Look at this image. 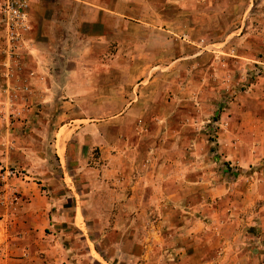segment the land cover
<instances>
[{"label": "rangeland", "instance_id": "1", "mask_svg": "<svg viewBox=\"0 0 264 264\" xmlns=\"http://www.w3.org/2000/svg\"><path fill=\"white\" fill-rule=\"evenodd\" d=\"M179 2L34 0L26 32L16 40L0 32V153L9 157L17 148H23L15 162H0V264H18L8 261V257L5 260V255L9 256V247L17 245L19 233L14 221L22 197L13 181L23 176L37 185L51 205L46 232L61 237L64 247L60 243L59 247L66 254L62 264H103L88 249L91 245L95 251L98 249L99 242L92 239L99 233H110L115 211L108 205L107 185L100 183L96 170L98 148L92 142L84 144L93 135L78 133L100 122L101 129L93 133H101L107 143L117 135L122 142L127 137L130 145L134 144L137 136L133 137L132 130H123V126H114L111 121L130 100L125 93L137 90L139 85L148 96L164 93L166 102L173 101L179 89L194 95L187 102L202 123L192 133L207 140L212 151L219 138L226 152L234 149L238 138L233 124L238 120L237 110H252L254 101L264 96V0H223L220 28L197 31L191 27V36L178 34L177 22L166 27L157 18L159 15L175 21L176 12L181 10ZM220 2L188 0L184 11L193 12L188 17L190 26L198 10L213 17L211 14ZM150 32L166 36H150ZM185 54L193 55L197 61L177 63ZM181 74L190 78L179 81ZM137 75H142L139 85L135 81ZM256 105L259 109L261 104ZM72 131L75 133L68 141L66 156L80 159H65L63 163L56 155L59 153L61 159L59 147L63 148ZM146 137L138 140L143 147L148 144ZM119 146L124 152V143ZM222 166L228 172L226 182L235 183L234 192L221 195L215 202L227 203L224 216L232 212L234 217H229L230 221L211 220L206 217L204 206H197L199 213L203 212L204 226L195 236H186L181 242L166 236L163 243L155 246L162 251V258H113L115 263L264 264V191L255 184L264 179V156L242 172L231 163L222 162ZM239 176L253 181L252 190L257 193V187L260 192L251 208L259 211V219L249 221V215L231 204L242 199L237 189ZM195 204H201L200 200ZM94 214L101 223L92 235ZM113 231L115 236H110L115 239L119 231ZM102 244L108 249V245ZM126 246L129 248L130 244ZM180 246L186 248L183 261L175 254ZM102 258L106 264L112 260Z\"/></svg>", "mask_w": 264, "mask_h": 264}, {"label": "crops", "instance_id": "2", "mask_svg": "<svg viewBox=\"0 0 264 264\" xmlns=\"http://www.w3.org/2000/svg\"><path fill=\"white\" fill-rule=\"evenodd\" d=\"M187 3L188 0H180L178 3L182 11L176 12L175 21L162 19L159 15L157 18L166 27L177 22L180 27V33H178L180 35L191 36L192 28L197 31H205L214 27L220 28V21L225 9L223 0L219 4V10L216 7L215 13L211 14L213 17H210L209 12L205 10H198L196 12L198 15L194 17L195 21H192L191 26L188 23V17L193 12L189 14L184 11ZM203 15L206 16L205 19H203ZM161 31L164 34L170 33ZM164 34L150 32V36L165 37ZM189 41L191 42L192 38H189ZM190 42L187 43L192 47ZM193 42L195 43V41ZM189 54L179 58L177 63H180L181 60L196 62L197 58ZM182 75H179V81L190 78H184ZM141 77L142 75L135 77L138 85L142 83ZM139 86L137 90L132 89L125 93L128 94L130 100L127 101L124 109L114 117V121H111L114 126H123V130L124 128L132 130L133 137L137 136L134 137L136 139L134 144L130 145L127 137L122 142V138L119 139L117 135L114 140L107 143L101 133L98 135L93 133V130L101 129L102 123L100 122L84 127L78 133L79 136L87 132L93 135L92 139L84 144L90 145L92 142L98 148L96 170L100 175V183L107 185L110 196L108 205L111 210L115 211L114 220L109 224L112 226L110 233H99L98 237L92 239L94 242L95 240L99 242L98 249L95 251L92 245L88 249V253L93 252L103 264L106 262L102 260V257L112 259L110 264H120L115 263L113 258H130L136 261H148L154 257L162 258V251L155 249V246L163 243L166 236H172L174 240L178 239V242H181L184 240L182 238L186 236L189 238L195 236L202 225L204 226L203 212L199 213L200 206H204L203 211L207 212L206 217L211 220L225 218L223 221H230L229 217H234V214L231 212L224 216L227 203L215 202L217 198L220 199L221 195L230 191L234 192L235 183L228 184L226 182L225 175L228 172L225 167L223 168L222 162H226L228 165L231 163V165L241 168L240 172H242L244 168L259 162L264 156V96L263 99L254 101L252 110L245 109V107L242 109L240 107L237 110L238 120L233 124H235L238 138L234 149L232 151L228 149L226 152L223 144L219 143L221 140L219 138V141L215 142L216 149L214 148L212 151L213 146L207 140L192 133L193 129L195 130L202 123L200 116L187 102L194 95L189 94L185 89H179L174 93V100L166 102L163 100L164 93L148 96L142 86ZM144 97H148V99L146 100ZM251 98L254 100L256 97ZM256 104H261L259 109ZM131 117L133 119L129 121ZM231 126L234 127V125ZM151 130L155 132L151 133ZM74 133L75 131L70 133L63 148L59 147L61 159L59 153L56 155L58 160H62L63 163L65 159L67 162L69 160L79 162V157L66 156L68 141L70 138L72 139ZM144 135H147L148 144L143 147L138 140ZM120 143H124L126 147L124 152H121L122 150L119 148ZM20 150L23 148H17L13 156L11 154L9 157L2 156L0 153V162L2 164L15 162V157L20 156V153L18 154ZM237 182L240 184L237 189L240 190L238 192L242 195V199L240 203L232 202L231 204L243 214L249 215L247 216L249 221L259 219L261 217L259 211L256 212L251 208L259 198V190L264 191V179L260 183L255 182L259 188V190L257 187L256 190L254 189L257 193L252 190L255 188L253 181L250 182L244 176H239ZM13 183L18 187L22 197L18 216L14 221L19 236L16 239L17 245L9 247L8 255L15 258L10 259L5 255V260L8 257V261H16L18 264H62L66 262V254L59 247V243L62 246L61 237L58 234L46 232L51 221V205L48 203L47 197L43 196L37 185L28 181L25 176L14 180ZM250 190H252L251 193H254L253 195ZM235 191L237 192V190ZM199 200L201 204L194 205ZM97 206L100 209L101 204ZM94 207L93 205L92 209L96 210ZM100 223L101 219L96 221V217L92 218V235L95 234L96 226ZM205 228L208 230L209 227ZM115 229L119 233L113 239L110 234L113 233L115 236L113 231ZM121 229L124 230L123 233H121ZM101 243L108 245V249L104 248ZM127 243L130 244L129 248L126 246ZM118 246L119 248H114ZM181 247L175 254L178 255V258L184 259L186 248ZM173 256L175 257V255ZM100 261L97 260V262ZM1 264L10 263L3 261Z\"/></svg>", "mask_w": 264, "mask_h": 264}, {"label": "built area", "instance_id": "3", "mask_svg": "<svg viewBox=\"0 0 264 264\" xmlns=\"http://www.w3.org/2000/svg\"><path fill=\"white\" fill-rule=\"evenodd\" d=\"M34 0H0V32L10 40L27 31V17Z\"/></svg>", "mask_w": 264, "mask_h": 264}]
</instances>
